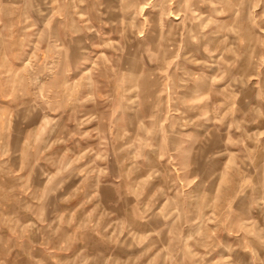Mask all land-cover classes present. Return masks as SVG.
<instances>
[{
    "label": "rangeland",
    "instance_id": "obj_1",
    "mask_svg": "<svg viewBox=\"0 0 264 264\" xmlns=\"http://www.w3.org/2000/svg\"><path fill=\"white\" fill-rule=\"evenodd\" d=\"M0 264H264V0H0Z\"/></svg>",
    "mask_w": 264,
    "mask_h": 264
}]
</instances>
